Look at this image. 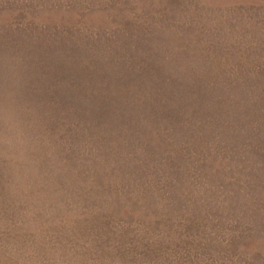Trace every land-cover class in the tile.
Segmentation results:
<instances>
[{
    "label": "rangeland",
    "instance_id": "1",
    "mask_svg": "<svg viewBox=\"0 0 264 264\" xmlns=\"http://www.w3.org/2000/svg\"><path fill=\"white\" fill-rule=\"evenodd\" d=\"M0 264H264V0H0Z\"/></svg>",
    "mask_w": 264,
    "mask_h": 264
}]
</instances>
